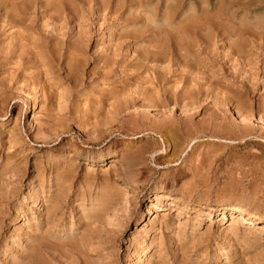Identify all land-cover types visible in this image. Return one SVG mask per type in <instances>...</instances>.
I'll return each mask as SVG.
<instances>
[{
  "label": "rangeland",
  "instance_id": "obj_1",
  "mask_svg": "<svg viewBox=\"0 0 264 264\" xmlns=\"http://www.w3.org/2000/svg\"><path fill=\"white\" fill-rule=\"evenodd\" d=\"M0 264H264V0H0Z\"/></svg>",
  "mask_w": 264,
  "mask_h": 264
},
{
  "label": "bare ground",
  "instance_id": "obj_2",
  "mask_svg": "<svg viewBox=\"0 0 264 264\" xmlns=\"http://www.w3.org/2000/svg\"><path fill=\"white\" fill-rule=\"evenodd\" d=\"M57 9V8H56ZM55 9V10H56ZM58 12V11H57ZM60 12H61V9H60ZM59 12V13H60ZM56 13V12H55ZM58 14V13H57ZM20 15V14H19ZM218 17V16H217ZM18 18V17H17ZM16 18V19H17ZM14 20V19H13ZM12 20V21H13ZM198 23V22H197ZM13 24V23H12ZM15 24H16V22H15ZM17 26V25H16ZM199 31V30H198ZM176 33V32H175ZM178 33V32H177ZM216 39V38H215ZM199 48V47H198ZM158 50V49H157ZM135 60V59H134ZM155 66V65H154ZM151 67V66H150ZM161 69V68H160ZM187 73V72H186ZM215 80V79H214ZM213 80V81H214ZM201 91V90H200ZM199 91V92H200ZM188 92V91H187ZM190 94V93H189ZM188 97V96H187ZM186 97V98H187ZM166 98V97H165ZM182 99V98H181ZM185 99V98H184ZM183 99V100H184ZM157 100V99H156ZM187 100H189V99H187ZM197 101V100H196ZM206 101V100H205ZM159 102V101H158ZM183 102H185V101H183ZM187 102V101H186ZM148 103V102H147ZM156 103V102H155ZM166 103V102H165ZM164 103V104H165ZM181 101H180V99H175V105H178V106H181ZM193 103V102H192ZM192 103H186V107H188V106H191L192 105ZM194 103H195V100H194ZM153 104V103H152ZM172 104V101L171 100H169L167 103H166V107H168V106H170ZM185 104V103H184ZM205 104V103H204ZM150 105V104H149ZM146 106V105H145ZM152 106V105H151ZM158 106H160V105H158ZM157 106V107H158ZM198 106H199V104H198ZM207 106V105H206ZM165 107V108H166ZM183 107V106H182ZM205 107V106H204ZM208 108V107H207ZM182 109V108H181ZM204 110V109H203ZM237 113H239V112H237L236 111V114ZM187 114V113H186ZM241 114V113H240ZM185 116V115H184ZM243 116V115H242ZM179 117H181V115L179 116ZM178 117V118H179ZM189 117V116H188ZM239 117H240V115H239ZM244 117V116H243ZM243 117L241 118V119H243ZM175 118H176V116H175ZM178 118H177V120H178ZM182 118H184V117H182ZM187 118V117H186ZM245 118V117H244ZM35 119V118H34ZM181 119V118H180ZM183 120V119H182ZM167 121V120H166ZM179 122H181V121H179ZM159 124V123H158ZM158 124H157V126H158ZM180 124V123H179ZM178 125V124H177ZM183 125V124H182ZM159 126H160V124H159ZM185 126H186V124H185ZM190 126V125H189ZM178 127H179V125H178ZM177 126H176V124H175V122L174 121H170V122H168V123H166L165 124V127H164V129L165 130H163V131H161V133L160 134H166V140L164 141V142H166L167 144L169 143V141H170V139H172V141H171V144L173 143V146H174V148L175 149H177V147H178V143H177V141L173 138L174 137V135H177L176 133H175V131H180V129L181 128H178ZM183 128V127H182ZM185 128H187V127H185ZM184 128V129H185ZM183 129V130H184ZM189 130V129H188ZM144 131V130H143ZM182 131V130H181ZM180 133V132H179ZM160 136V135H159ZM162 137V136H161ZM165 143V144H166ZM168 146V145H167ZM169 146H170V143H169ZM169 146H168V148H169ZM172 147V146H171ZM173 148V147H172ZM141 150V149H140ZM163 150H166V151H162V155L163 154H168V151H167V149H164L163 148ZM135 154V153H134ZM142 154H143V151H139V152H137V155L139 156V157H142ZM131 155V154H130ZM132 156H133V154H132ZM132 156H129L130 158H132ZM135 156V155H134ZM126 157H128V155H126ZM128 157V158H129ZM100 159H102V158H100ZM97 160V161H95V158H92V157H90V160H91V162H102V161H104V160ZM133 159V158H132ZM127 161H128V159H126ZM130 160V159H129ZM115 162H116V160H115ZM118 162V161H117ZM119 163H120V161H119ZM118 163V164H119ZM128 163H129V161H128ZM168 163H170V162H168ZM127 164V163H126ZM123 167V169H122V174L123 175H125V176H127V175H130L134 170H132L133 168L132 167H134V164L132 165V163L130 164V165H127V166H125V165H123L122 166ZM71 184V183H70ZM166 198H169V196L168 197H166ZM151 207V206H150ZM235 210V209H234ZM228 211V210H227ZM236 211L237 212H239L240 214H245V216H248L250 219L252 218H254V217H257V216H255V213H250V212H247L246 210H244V209H236ZM233 213V212H232ZM209 215H210V213H209ZM222 215V214H221ZM236 216V215H235ZM223 217V216H222ZM233 217V216H232ZM235 218V217H234ZM223 219V218H222ZM225 219V218H224ZM50 221V220H49ZM85 232V231H84ZM87 238V237H86ZM79 245H81V244H79ZM78 254V253H77ZM82 257V256H81ZM62 258V257H61Z\"/></svg>",
  "mask_w": 264,
  "mask_h": 264
}]
</instances>
